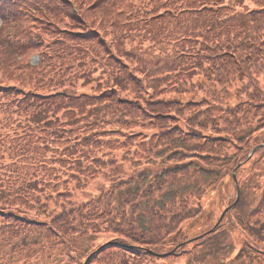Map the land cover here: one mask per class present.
I'll return each mask as SVG.
<instances>
[{
    "label": "trees",
    "instance_id": "obj_1",
    "mask_svg": "<svg viewBox=\"0 0 264 264\" xmlns=\"http://www.w3.org/2000/svg\"><path fill=\"white\" fill-rule=\"evenodd\" d=\"M72 1L78 5V15L65 0H0V19L11 22L5 23L3 31L0 28V34L15 25L11 35L20 39L15 50L24 53L26 48L39 54L37 64H31L30 56L16 61V53L5 55L0 51V72L9 77L7 85L0 84V225L4 226L8 218L26 225L40 224V215L29 208L30 202H34L39 205V212L50 217L51 228L59 233L65 248H78L81 255L85 249L78 246V240L87 236L88 230L82 223L74 225L67 209L54 200L71 201L76 188L88 189L97 180L105 183L116 178L118 182L108 180L111 182L108 188L112 190L120 183L118 192L125 191L120 209L124 204L142 208L146 199L147 204L138 220L119 209L114 212L123 223L119 227L123 234L106 241L108 245L104 247L114 248L111 255H118L122 264H150L154 258L172 259L178 251L180 255L190 253L187 243L198 248L205 238L196 241L176 233L182 220L168 222L173 208L166 210L164 201L169 203V197L173 202L181 200L183 187L189 190L200 185V176L192 178L196 174L190 172L192 166L207 179L215 177L216 170L198 164L219 151L222 144L213 145L215 138L206 135L209 130L197 120L187 121V134L177 138L175 132H169L176 128L170 123L186 122L187 118L173 109L165 114L157 106L159 98L147 103L146 109L161 118L147 124L146 120H138L135 125L140 127L139 132L128 133L129 119L135 118L134 103L144 98L143 92H137L130 102L124 91L130 84L138 87L143 83L142 75L149 72L143 68L138 78L137 67L146 66L145 62L141 64L145 57L159 53L168 60L159 67L160 75L154 77L158 70L149 74L154 87L148 82L149 91H143L154 97L162 89L174 90L182 95L169 101L183 103L186 97L190 100L189 108H193L191 114L201 104L223 105L249 90L250 95L252 90L257 94L260 82L264 83V0H150L153 4L150 10L141 0ZM31 8L34 14L64 23V30L47 49L42 48L41 38L30 34ZM77 19L84 20L87 29L77 30ZM4 48L1 40L0 49ZM3 65L10 72L4 71ZM159 84L163 85L161 90L156 89ZM263 95L264 92L259 97ZM112 137L116 139L114 142ZM202 138L208 139L205 143L210 154L190 148L192 145L188 148V143ZM177 143L180 148L169 149ZM115 145L125 151L119 152L122 153L118 155L120 165L108 155V148L118 152ZM161 153V161L172 159L165 156L172 153L177 160L186 162L175 166L176 171L166 168L163 175L154 174V180H162L157 187L150 183L144 187L151 179L152 170L146 169L149 170L146 173L141 167L158 160L156 156ZM248 156L249 153L232 156L229 164L239 166ZM162 176L170 183L169 191L161 194L160 190L166 188ZM63 177L67 179L62 180ZM183 178L194 183L185 185ZM135 180L143 184L137 185ZM156 193L159 196L152 205L149 197ZM260 206L264 207V191ZM258 207L252 213H257ZM183 209L187 210V202ZM112 215L107 216L108 222ZM56 222L62 224L57 226ZM7 227L9 234L3 239L8 238V246L17 240L14 235L17 227ZM259 230L254 233L263 232ZM47 242L53 246L51 241ZM261 250L264 252V247ZM166 253L170 254L163 257ZM262 258L260 264H264V254Z\"/></svg>",
    "mask_w": 264,
    "mask_h": 264
},
{
    "label": "rangeland",
    "instance_id": "obj_2",
    "mask_svg": "<svg viewBox=\"0 0 264 264\" xmlns=\"http://www.w3.org/2000/svg\"><path fill=\"white\" fill-rule=\"evenodd\" d=\"M65 1H67L69 7L73 6L72 11H75L76 15H78V11L76 10L78 5L72 0ZM141 1L146 5L145 8L148 10L153 8V4L150 0ZM77 9L79 8L77 7ZM77 21V30L87 29L84 20L77 19ZM5 23L10 24L11 22L0 21L1 31H3ZM29 25L30 34L38 36L43 40L42 48L44 49H47L53 38L65 28V26H63L64 23H57L39 13L32 14V17L29 19ZM14 26L15 25L10 27L9 30H6V32L0 34V41L3 40L5 44V48L0 49V51L3 54L5 53V55L7 53L10 55L16 53L14 58L16 61H20L24 56H30V63H37L39 54L34 53L32 50H27L26 48H23L25 49L24 53L15 50L14 47L20 39H15V34L11 35L15 29ZM8 34L10 35L9 39L5 40ZM129 44L135 46L133 42ZM158 54L159 53L154 56L145 57L141 64L145 62L146 66L139 65L137 67L136 72L139 70L137 72L139 75L138 78L140 77L139 72L141 73L143 68L149 72L146 76L145 74L142 75V77L144 76L142 78L143 83L138 87H134L130 84L124 91L125 96L128 97L127 100L130 102H132L137 92L138 94L143 92L142 96L144 98L138 103H134L136 107L132 111V116L135 118L129 119L131 128L128 130V133L132 130L134 132H139L140 127L135 125V122L138 120H146L145 123L147 124L151 122L150 120L156 121L157 118H161L149 111L148 108L146 109L148 106L147 103L151 104L152 100H157L159 98L160 101L157 106L162 108L165 114H169V110L173 109L174 111L183 112L184 118H187L186 122L182 120L180 122L172 120L170 125L176 128L169 132H175L177 138H179L180 135L183 137L187 134V121L193 122V120H197V122H200L201 126L209 130L206 135L210 137L211 134L212 139L215 138L212 140L215 142L213 145L218 146L222 144V147H218L219 151L210 154L211 150H208L209 147L205 143L208 139L202 138L188 143V148L192 145L190 148L196 147L210 154L211 159L205 157V160H200L201 162L198 164V167L214 169L217 171H215L217 175H215V177L210 176V178L207 179L208 177L201 176L202 171L195 170L192 166L190 172H196L192 178L194 180L200 176L202 180L199 181L200 185H194L190 187L189 190L183 187L184 194L182 193L183 197L181 200L173 202L172 197H169V203L164 201L166 210H168L167 208H169V210L173 208L172 213L169 215L168 222L182 220L179 225L177 224L176 233L181 232L182 235L193 237L196 241H199L201 238L198 239L195 236H199L201 233L203 234L206 232L209 235L205 244L202 246L201 242L200 247L197 248L194 246V243H187V250H191L190 253L187 252L184 255H180L178 251V254L172 259L154 258L150 264H260L261 260H263L262 256L255 249H251L245 238H249L251 243L258 244L259 247H264V207L260 206L258 207L259 210L257 213H252V209L258 204L260 194L264 191V95L259 97L262 92H264V83H262L263 81L260 82L259 87L256 89L258 92L257 94L256 91L252 90V95H250L249 90L244 95L237 97V99H232L223 105L201 104L199 109L191 114L193 108H189L191 107L188 105L190 100L183 97V103L173 100L169 101L171 98L181 97L182 94H176L174 90L169 92L170 90L162 89V84H159L158 88H156L157 90L162 89L157 96L151 97L149 93L143 91H149L147 84L150 79L153 78L149 74L158 70L155 72L154 77L160 75L159 67L163 66L168 60L167 56ZM3 67L4 71L10 72L8 66L3 65ZM8 78L9 77L3 76L0 72V84L7 85L6 79ZM149 83L154 87V81ZM9 84H12V82H9ZM31 86L32 85L29 87ZM140 87L141 90L138 91ZM24 88L27 87L25 86ZM180 104L182 105L179 106ZM137 110L139 112H137ZM139 115L140 118H138ZM165 128L172 127L165 126ZM115 140V137L111 138L112 142ZM160 143H163L162 139H160ZM138 144L135 143L134 146H138ZM115 146L119 148L118 152H113L108 148L107 151L110 152L108 155H112V158L116 159V164L120 165L121 160H119L118 155L122 154L119 152H123L124 150H122V146ZM178 148H180L179 143L169 149L174 150ZM247 153H249V155L253 153V155L251 157L248 156L244 161L241 160V162H239V167L237 164H231L230 166L229 158L235 155H245ZM162 156L163 154L161 156H156L158 160L150 161L151 163L149 165H143L141 167L142 170L145 169L146 173L152 170V175L150 176V181L144 184L143 182L140 183L135 180L137 185L143 184V186L146 187L148 183H150L151 186L155 188L158 183H162V180L158 178L154 180V178H152L154 174L163 175L166 168L170 171H176L177 168H175V166H180L183 162H186L184 160H177L174 155L172 156V153L169 155H167V153L165 154V156L172 158L170 160L161 161ZM203 156H206V154H203ZM124 168L126 171L128 166L125 165ZM234 171H236L238 184L241 188V198L236 206H234V209L226 216L222 224L216 229V232L213 233L214 227L222 213L227 206L233 204L236 200V183L232 177ZM162 178L165 181L166 188L160 190L161 194L166 190L169 191L167 185L170 183L167 177L162 176ZM66 179V177H63L62 180ZM183 179V184L185 185H188L190 182L192 184L194 183L193 180ZM108 180L118 182L116 178L107 179L105 183L100 179L92 183L90 192V188H76L72 194L73 198L71 201L58 198L54 200V202L58 203V206L67 209V215L74 225L80 226L82 223V225L87 228L89 234L80 237L78 240V246L85 249L84 253L79 255L80 250L78 248L76 250L66 249L60 241L59 233L51 228L52 222L50 217L38 211L39 205L30 202L29 208L40 215L39 219L42 222L32 226L30 224L26 225L17 221H12L10 218L6 219L7 223L2 227L0 225V264H82L86 262V264H89V262L90 264H122L120 263V259L117 258L119 257L118 255L116 257L111 255L114 248L104 247L108 245V243H106L107 240L123 234L119 229L120 226H123V223L119 221V217H117L114 212L119 209L124 215L132 216L135 220H138L139 217H143L145 213L143 209L147 204V199L142 202V208H139V206L133 207L131 204L125 206L124 204L120 209L119 202L125 191L118 192L120 183L118 187L113 186L112 190H110L108 186L111 185V182ZM158 196L159 193H156L154 196L149 197L150 202L157 199ZM197 199H199V201ZM184 202H187V210L183 209ZM41 208L45 209L44 207ZM199 209H201V211L197 212ZM124 210L127 212H124ZM159 211L160 210H158V213ZM195 212L198 214L196 213L193 215ZM109 214H113L110 216L113 218L110 222H108L109 217H107ZM190 215L193 217H190ZM162 220L164 221V219ZM0 221H2V219H0ZM56 224L59 226L62 223L56 222ZM8 225H15L17 227L14 233L17 240H13L12 243L7 246L8 238L6 240L3 238L9 234L7 231ZM259 229L263 231L261 234L254 233V231H260ZM3 232L6 234L1 235ZM47 240L51 241L53 248ZM100 245H102V247H99ZM170 246L171 245H169V247ZM23 251L26 253H22Z\"/></svg>",
    "mask_w": 264,
    "mask_h": 264
}]
</instances>
